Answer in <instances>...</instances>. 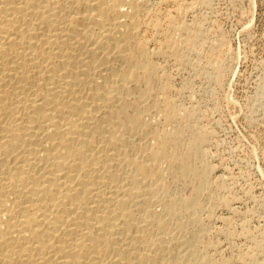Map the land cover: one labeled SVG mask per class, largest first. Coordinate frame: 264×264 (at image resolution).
Returning a JSON list of instances; mask_svg holds the SVG:
<instances>
[{"label":"bare ground","instance_id":"1","mask_svg":"<svg viewBox=\"0 0 264 264\" xmlns=\"http://www.w3.org/2000/svg\"><path fill=\"white\" fill-rule=\"evenodd\" d=\"M214 3L0 0V264H264L195 87Z\"/></svg>","mask_w":264,"mask_h":264},{"label":"rangeland","instance_id":"2","mask_svg":"<svg viewBox=\"0 0 264 264\" xmlns=\"http://www.w3.org/2000/svg\"><path fill=\"white\" fill-rule=\"evenodd\" d=\"M205 13L211 17L212 22L214 21L213 24L219 27L226 40L228 53L225 62L228 66L222 82L202 80L196 82L195 87L199 91L200 100L207 103L204 109L208 111L209 124L213 126L214 135L218 138L215 137L218 141L215 151L218 154L221 152L219 158L223 160L232 175L239 178L238 183H241L238 184V193L244 197V200L246 199V202L242 199L241 208L256 209L259 217L257 216L252 224L262 227L264 226V97L261 105L254 101L253 95L259 78L264 74V0H215L212 10ZM212 109L215 111H211ZM253 115L254 119H252ZM217 174H222V171H217Z\"/></svg>","mask_w":264,"mask_h":264}]
</instances>
